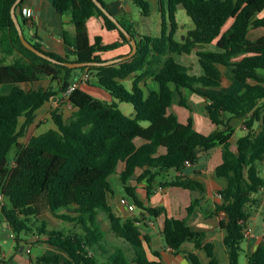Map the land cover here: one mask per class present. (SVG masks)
Here are the masks:
<instances>
[{"label":"trees","instance_id":"obj_1","mask_svg":"<svg viewBox=\"0 0 264 264\" xmlns=\"http://www.w3.org/2000/svg\"><path fill=\"white\" fill-rule=\"evenodd\" d=\"M15 1L0 0V86L11 87L8 94L0 95V198L10 201L8 205L0 199V211L16 236L17 249L23 240L26 245H49L67 256L65 264H161L147 257L144 241L149 240L139 223L158 218L166 209L146 206L131 181H146L148 201L156 185L203 192L201 183L183 173L188 164L198 163L221 146L223 161L215 174L225 179L226 186L219 192L222 201L215 213L226 215L220 228L224 232L228 264H241L251 217L248 207L259 203L256 195L264 188L259 168L264 160V115L259 105L264 99V79L258 74L264 70V36L248 38L252 29L264 27V0H159L160 37L144 36L137 40L136 34L117 17L137 40L136 55L112 65L79 68L55 64L23 44L11 16ZM99 1L107 8L109 0ZM133 1L143 15L151 14L149 0ZM24 2L16 9L19 21L18 12ZM53 6L61 15L70 14L75 26V43L65 39L74 48L72 56L43 50L36 41L35 30L29 36L25 34L24 28L32 19L21 15L20 23L26 39L58 61L102 62V53L122 44H128L132 50L123 32L93 0H53ZM179 6L193 22L183 39L177 38ZM91 17H98L107 30L118 32L120 40L108 44H103L100 36L92 40L87 26ZM230 20L232 24L223 31ZM175 54H194L202 74L190 73L188 66L174 58ZM14 55L15 60L8 62ZM221 66L229 67L234 79L244 84L243 92L233 95L221 90ZM85 71L89 75L87 83L93 78L111 96L110 102L96 98L84 87L67 95L79 79V72ZM130 76L134 80L127 88L125 80ZM45 78L51 81L48 87H23ZM148 78L159 82V91L145 93L141 83ZM185 89L208 100L205 111L216 126L211 133L197 131L192 117L183 123L170 111L175 91L180 95V106L189 108L182 94ZM65 96L73 109L71 116L66 119L58 107L51 109L54 128L31 136L27 143L21 142L19 138L35 122L37 112ZM121 102L133 106V118L120 108ZM22 118L25 121L21 127ZM233 118H245L247 129V134L237 141L236 151L231 149ZM258 122L262 129L256 133L254 127ZM161 148L166 152L161 154ZM13 149L17 150L14 160L10 157ZM121 163L124 169L119 172ZM137 169H142L140 175H136ZM171 171L177 175L158 183L160 175ZM116 174L126 195L143 211L141 215L124 220L109 204V197L114 194L111 178ZM198 206L200 200H194L188 213L192 214ZM47 213L60 219L63 226L50 228L44 218ZM101 213L121 245L107 238L99 224ZM162 234L174 251H181L183 244L190 241L196 249L206 252L208 264H222L215 255L214 243L205 242V233L194 231L187 219L167 216ZM155 255L160 256L156 252ZM185 255L190 264H203L198 254ZM50 263H61V256L45 254L31 261ZM247 264H264V238L256 251L247 256Z\"/></svg>","mask_w":264,"mask_h":264},{"label":"crops","instance_id":"obj_2","mask_svg":"<svg viewBox=\"0 0 264 264\" xmlns=\"http://www.w3.org/2000/svg\"><path fill=\"white\" fill-rule=\"evenodd\" d=\"M126 1L127 0H109V2L107 3V9L112 14H114L116 18H121L127 13ZM153 2L157 10L160 12L161 10L159 0H153ZM150 5L152 10V4L150 3ZM180 8L183 7L179 6L178 10ZM29 11H32L34 16L32 18V21L28 22L27 29L31 34L34 33V30L36 31V34L38 36L36 41H38L42 45L43 50L51 51L62 56H66L67 54H70L72 56L74 48L72 45L70 46L65 42V39L70 44H74L76 41V29L70 21V14H59L53 6V0H25L24 4L20 9V14L27 18ZM232 21L233 20H230L226 24L223 31H226L230 27ZM91 22H93L91 24V28L96 29L93 34L90 32L89 26ZM87 26L89 35L92 40H94L96 36H100L102 38L103 44L113 43L120 40L119 33L116 31L107 30L98 17H91L87 21ZM98 28L104 34L106 31L110 32L109 40H105L102 35L98 34ZM179 32H181L180 34L183 39L184 34L186 32L184 30L180 31V29H178L177 33ZM262 36H264V27L252 29L248 33V38L251 40H256ZM130 52V46L128 44H122L118 49L112 50L110 51V53L109 51L104 52L105 54L102 55V57H104L103 59L105 60H111L116 59L118 57L120 58L124 55H128ZM186 56L187 60L186 58H184L185 62L187 63L186 66H188L189 64L192 68L194 66L196 67V72L192 74L197 76L201 75L202 69L199 66L196 56L194 54H186ZM221 70L224 76V83L221 90L233 95L243 92L244 84L234 79L232 71L229 70V67L226 68L224 66H221ZM80 73L81 72H79L78 74L79 78L83 76L80 75ZM258 74L264 79V70H259ZM133 80L134 76H130L125 80V82L129 83L131 87ZM90 81L92 85H89V87H85L84 85H81L80 87H84V89L90 94L94 93V95H101L111 101V96L102 88H100V86H98V84L93 78ZM141 86L144 88L146 94H149L150 90L159 91L160 89L159 82H157L153 78L143 80ZM176 94L179 95V93L175 91V98ZM182 94L183 96L185 95L184 98L186 99L191 114L174 109V105L173 107H171L172 110L170 111L175 113L179 117V120L183 123H187L189 118L192 117L195 129L203 134H209L214 131L216 129V126L211 122L205 111V107L208 103V100L202 95L190 91L188 89L182 90ZM179 101L180 95L177 101L175 100V102L180 106ZM194 105H196L197 107L195 108ZM259 105L263 108L264 115V99L260 101ZM244 122L245 118H233L231 120V124L235 128V134L231 139V149L234 151H236L237 149V141L247 134V129L244 125ZM261 129L262 123H256L254 131L258 133ZM239 132H241L242 134L238 137L237 135ZM165 152L166 150L164 148L160 149L161 154ZM222 161V147L218 146L209 155L203 156L198 161V163L194 165H189L185 169L183 175L201 183L203 186V192L199 190L192 191L177 187H162L160 185H156L154 193L148 201L147 191L145 189L146 181L140 183H137L136 180L131 181V185L136 188V194L138 198L143 200L146 206H149L151 208L165 207L166 209V213L160 215L158 218L144 219L139 223V226L144 236L148 237L149 240V242L144 241V245L147 257L150 260L159 261L161 262V264H190V261L186 257L185 252H194L199 255L203 264L209 263V258L206 252L204 250L196 249L193 242L189 241L184 243L181 248V251L178 252L174 251L165 243L162 234L165 219L167 216H173L176 218L187 219L189 226L194 231L205 233V242L214 243L215 245V255L217 259L222 264H228L229 258L223 241L224 232L220 228V222L223 219H226V215L223 212L215 213L216 206L222 201V198H220L219 196V192L226 186L225 179L217 177L215 174L216 167L219 166ZM259 168L261 171V175L264 178V160L259 164ZM123 169L124 164L121 163L119 165L118 171L121 172ZM141 172L142 169H137L136 175H140ZM168 174L160 175L158 177V183L170 180L177 175V173L175 174V176H169L170 174ZM119 180V174H116L111 178V182L114 188V194L109 197V204L112 206L114 212L116 213V215L120 216L124 220L141 215V213L143 212L141 209L136 207L135 210L131 211L127 205L122 203V200L126 199L129 203L134 204L132 198L120 193V190L118 188ZM121 188H123V186ZM256 198L259 200V203L257 205L248 207V211L250 212L251 217L249 220V233L247 234V238L244 243V261L241 264H247V256L253 254L256 251V249L260 246L264 238V188L261 193L256 195ZM197 199L200 200V206H198L192 214H189L188 207L194 200ZM147 216H149L148 213ZM34 247L35 245L32 247L30 252L33 251ZM40 249H42L40 256L45 254L60 255L61 263L59 264L64 263V261L68 259L67 256L58 249L54 251V254L46 253L43 247H41ZM155 252L159 253L160 256L156 257ZM4 264L8 263L5 262Z\"/></svg>","mask_w":264,"mask_h":264},{"label":"rangeland","instance_id":"obj_3","mask_svg":"<svg viewBox=\"0 0 264 264\" xmlns=\"http://www.w3.org/2000/svg\"><path fill=\"white\" fill-rule=\"evenodd\" d=\"M149 1L152 4V12L149 16L143 15L141 9L134 3L133 0H127L126 1L127 13L125 15H123L121 18L119 17V19L122 20V22L127 26V29L131 30L132 32H134L136 34L137 40H142V38L144 36H152V37H160L161 36V32H162V16H161V13L157 10L153 0H149ZM18 15H19L20 21L22 22V16H21L20 12H18ZM65 15H67V14H65ZM176 17H177L176 19H177L178 23L180 24L179 25L180 31L184 30L186 32L187 30H189L190 28L193 27V22H192L191 18L187 15L184 8H180L178 10ZM92 23L93 22H91L89 24V26H90V32L93 34L96 31V29L91 28ZM169 28H170V26H169ZM24 30H25V34L27 36H29L28 29L24 28ZM180 33L181 32L177 33L178 39L182 38ZM98 34L102 35L105 40H109V38H110V32L106 31L104 34L99 28H98ZM109 53H110V51H109ZM104 54L105 53H103L102 55H104ZM109 56H111V55H109ZM173 56L178 62H180L184 65H187V63L185 62V59H184L187 57L186 54H181V55L175 54ZM107 57H108V55H107ZM15 58H16V55L9 57L8 62H13L15 60ZM186 60H187V58H186ZM188 68L190 70V73L196 72L195 66L192 68L188 64ZM229 70L232 71L230 68H229ZM85 73H87V72L86 71L81 72L80 75H84ZM50 85H51L50 79L45 78L40 83H37L33 86L23 85V87L25 89L29 90L32 88L35 89V88H39V87H48ZM83 85L85 87H89V85H92V83H90V84L86 83ZM126 86H127V88H130L129 83H126ZM10 91H11V87L9 85L0 86V95L1 94L2 95L8 94ZM92 95L95 96L96 98H100V99H104V100L109 101L107 98H105L101 95H94V93ZM178 98H179V95L176 94L175 100L177 101ZM173 105H174V109L181 110L185 113L191 114V111H189V108L179 106L175 101H174ZM194 106H195V108L197 107L196 105H194ZM55 107H58L60 109V111L64 114V117L66 119H68L73 112V109L69 105L68 98L66 96L64 97L63 100L59 99L56 102L47 103L46 105H44V107H42L40 109V111L37 112L35 122L32 125L26 127V129L23 132V136H21L19 138L20 141L23 143H27L31 136L38 135V134H40V133H42V132H44L50 128H54V123L51 120L50 112H51V109H53ZM120 108L129 117L133 118L135 116V114H134L135 110L131 104L121 102ZM170 110H172V108ZM193 111H195V110H193ZM24 121H25V119L22 118L21 119V127L24 124ZM143 124L148 125V123H143ZM241 134L242 133L239 132L237 136L239 137V136H241ZM237 136H236V138H237ZM16 152H17L16 149H13L11 151L10 157L12 160H14ZM169 174H168L169 176H172V175L175 176L176 173L170 172ZM118 184H119L118 188L120 190V193H122L123 195H126L124 188H121L123 186L122 181L119 180ZM0 199H1L2 203H6V204L10 205L9 199H7V198L4 199L3 197H1ZM0 208H1V204H0ZM44 218L49 221L50 228H61L63 226V222L60 219H57L54 216H52L50 213L45 214ZM99 220H100L99 224H101V227L105 231L107 238L109 240H111L112 242H118L116 237L114 236V234L110 231L109 221L106 219V216L104 213H101ZM33 239H35V237H33ZM116 245H121V241L116 243ZM27 246L30 249H32L34 244L31 243V244L26 245L25 241L23 240V241H21V247L19 249H17L16 236H15L12 228L10 226H8L6 224V222H4L3 217H2V213L0 211V260L3 261L2 264L5 262H7L8 264H31L32 260H35L37 258V256H40V254L42 252V249H40L41 247H43L45 252L48 254H54V251H56V249H57V248L49 246V245H39L38 244V245H35L32 252H28ZM243 261H244V255H242V257H241V263ZM62 264H64V263H62Z\"/></svg>","mask_w":264,"mask_h":264},{"label":"water","instance_id":"obj_4","mask_svg":"<svg viewBox=\"0 0 264 264\" xmlns=\"http://www.w3.org/2000/svg\"><path fill=\"white\" fill-rule=\"evenodd\" d=\"M23 0H16L11 8V16L12 19L14 21V24L18 30L20 39L22 40L23 44L30 49L31 51L35 52L37 55H39L40 57H43L55 64H62L66 67L69 68H79V67H86V66H107V65H112L115 63H120V62H124V61H129L131 60L137 53L138 51V44H137V40L135 37H133L130 32L126 29V27L120 23V21L115 17L114 14H112L99 0H93L95 2V4L104 12V14L111 20L113 21L117 27L119 28V30L121 32H123V34L126 36V38L129 40L132 50L128 55H124L120 58H116V59H111V60H105L102 62H60L57 59L51 57L50 55H48L46 52L39 50L38 48H36L30 41H28L24 35L21 23L17 17L16 14V9L17 6L22 2Z\"/></svg>","mask_w":264,"mask_h":264},{"label":"built area","instance_id":"obj_5","mask_svg":"<svg viewBox=\"0 0 264 264\" xmlns=\"http://www.w3.org/2000/svg\"><path fill=\"white\" fill-rule=\"evenodd\" d=\"M27 16H28V18L32 19L34 15H33L32 11H29ZM88 80H89V75H88V73H85L82 77H80L79 79H77V80L72 84V86L69 88V90H68V92H67V95H69V94H70L73 90H75L76 88H78V87H80L81 85L87 83ZM188 165H190V164H188ZM219 196H220V195H219ZM220 198H221V196H220ZM122 203L125 204V205H127L128 208H129L131 211L135 210V208H136V206H135L134 204L129 203L126 199H123V200H122ZM248 233H249V230L247 231V234H248ZM27 251L30 252L31 249L28 248Z\"/></svg>","mask_w":264,"mask_h":264}]
</instances>
